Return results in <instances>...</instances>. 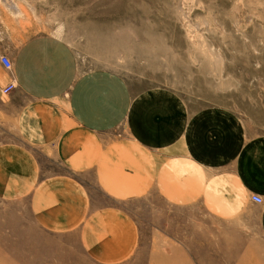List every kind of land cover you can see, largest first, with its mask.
<instances>
[{"label":"rangeland","instance_id":"374dc122","mask_svg":"<svg viewBox=\"0 0 264 264\" xmlns=\"http://www.w3.org/2000/svg\"><path fill=\"white\" fill-rule=\"evenodd\" d=\"M0 30V47L4 35L17 43L36 36L64 41L78 69L106 73L110 93L119 85L131 107L140 103L142 123L166 117L172 140L188 119L224 116L264 137V0H0ZM118 101L110 97V107ZM144 120L137 128L144 127L146 141ZM132 129L126 118L107 139L130 144ZM41 154L44 176L69 175L52 153ZM210 181L172 201L148 190L115 200L88 188L94 209L116 210L120 219L88 228L75 222L72 230L51 221L60 213L39 211L33 196L4 183L0 264H264L259 226L242 218L244 195L238 189L234 205H213L230 195L224 183Z\"/></svg>","mask_w":264,"mask_h":264},{"label":"crops","instance_id":"0c3cea01","mask_svg":"<svg viewBox=\"0 0 264 264\" xmlns=\"http://www.w3.org/2000/svg\"><path fill=\"white\" fill-rule=\"evenodd\" d=\"M3 39L0 49L13 71L0 65V185L12 183L10 189L21 191V197L33 196L39 211L47 207L51 215L60 213L61 218L51 221L67 222L64 229L72 230L75 222L88 228L93 222L120 219L116 210L94 209L88 188L115 200L140 198L148 190L172 201L190 186L201 190L210 180L214 187L222 182L230 196L212 204L234 205L239 189L247 212L243 221L256 222L264 238V137L248 135L236 118L224 116L188 119L180 138L172 140L166 117L154 114L142 123L140 103L131 107L128 93L119 85V93H110L106 73L78 69L64 41L52 36L20 43L5 35ZM13 79L16 89L4 96L2 90ZM110 97L119 98L112 108ZM126 118L134 140L109 143V131ZM144 119L146 141L140 136L144 127L137 128ZM41 153H52L48 157L60 161L69 175L44 176L37 162ZM174 163L181 166L178 172L172 169ZM253 195L263 204H254Z\"/></svg>","mask_w":264,"mask_h":264},{"label":"built area","instance_id":"2783aa9c","mask_svg":"<svg viewBox=\"0 0 264 264\" xmlns=\"http://www.w3.org/2000/svg\"><path fill=\"white\" fill-rule=\"evenodd\" d=\"M0 65L3 67V69L5 71H7L9 73H12V71H13V65H12L10 59L4 54V52L1 49H0ZM15 89H16V82L13 79L12 82L7 87H5L2 90V94L4 96H8ZM251 201L254 204H257V205H262L263 204V199L261 197L257 196V195H253L251 197Z\"/></svg>","mask_w":264,"mask_h":264}]
</instances>
